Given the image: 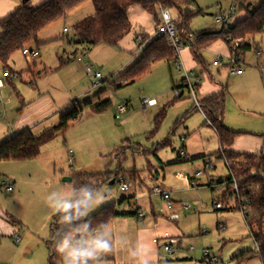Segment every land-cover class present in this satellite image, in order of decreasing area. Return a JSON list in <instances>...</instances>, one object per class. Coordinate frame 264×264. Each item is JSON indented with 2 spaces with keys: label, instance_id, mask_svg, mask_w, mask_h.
I'll list each match as a JSON object with an SVG mask.
<instances>
[{
  "label": "rangeland",
  "instance_id": "rangeland-1",
  "mask_svg": "<svg viewBox=\"0 0 264 264\" xmlns=\"http://www.w3.org/2000/svg\"><path fill=\"white\" fill-rule=\"evenodd\" d=\"M10 1H15L19 5L23 2ZM41 1L30 0V4L39 6L43 3H40ZM232 1L196 0L195 3L183 6L182 9L192 13L201 10V13L192 17L190 30L193 33L205 30L221 31L224 25L217 23L215 16L220 13V6L223 10H228ZM254 1L243 0V6ZM239 5L240 3L236 7V15L243 11ZM168 10L173 20H179L178 9ZM94 13V4L88 0L66 17L59 18L40 31L38 39L42 61L41 57H38L36 62L41 70L37 73V83L32 90L50 92L63 106L59 115H56V120L54 118L48 126L57 124L61 112L74 100L92 99L94 103H98L110 99L112 106L102 113H94L90 107H86L81 117L63 134L45 144L36 158L0 162V204L6 212L20 221L22 238H25L29 246L28 258L34 256L37 260L40 258L39 249L42 250L44 257L48 251L45 241L50 236V224L54 214L48 207L47 195L53 191L69 190L71 185L78 184L79 178L84 174L110 170L120 172V177L126 175L128 180L133 173L137 176L139 174L140 178L137 177L133 182L130 180L132 184L127 192L119 191L118 182L113 185L103 184L100 189L104 191L105 202L90 215L102 206L118 202L123 197L135 196L131 203L125 201L118 205V209L129 211L132 206L139 205L146 212L144 220H152L153 210L160 214L170 212L168 201L163 200L160 194L154 193V188L164 185L166 188L172 187L176 190L172 192V199L182 202L186 209L182 212L178 225L182 232L178 238V242L181 243L175 253H168L164 249L166 241H160L161 264H261L256 244L242 211L238 209L215 211L214 200L222 203L224 208H230L239 204L236 196H229L226 202L224 185H217L214 190L205 186L211 176L227 177L229 171L224 160L216 156L220 145L211 122L200 106L204 98L202 91L199 92V85L195 86L198 104L183 83L182 79L186 76L184 69L167 61L154 63L147 73L134 82L126 84L113 82L123 67L128 66L132 59H135L131 62L134 63L139 58L141 55L139 43L142 40L144 42L146 38L151 39L150 37L155 34L157 27L155 17L144 12L140 5L132 6L129 10L131 33L117 44L103 42L87 52L75 44L77 37L73 26ZM158 18L160 20L161 10ZM135 32L137 34L141 32L140 41H135L137 36ZM251 42L252 48L241 56L244 62L242 70L245 72L264 66V33L256 34ZM125 43L132 46V50L124 46ZM35 45L33 44L34 47ZM214 45L217 51L202 52L208 70H203L199 64L194 70L202 80L216 87L220 88V84L228 83L231 92L237 75L227 66L228 45L223 40ZM257 48L261 51V56L256 52ZM75 50L77 53L73 55ZM77 57L82 58V61H77ZM218 57L221 63L220 66H215L213 61ZM60 58L72 60L60 67ZM9 64L18 72L26 70L29 66L22 51H16L11 56ZM43 64L52 69V72L44 74ZM87 65L101 73L102 78L97 87H94V79L87 72ZM39 75L41 77H38ZM23 79L26 81L25 77ZM14 83L16 89L8 85L0 89L2 95L0 119L8 120V117L14 114L12 107L18 102V94L31 90L29 84L23 83L20 78H16ZM177 90L183 92L182 98H177ZM248 91L252 96L259 94L256 85ZM143 97L155 99L157 102L147 117L138 109L139 101ZM233 99L230 94L226 101L224 123L229 128L231 127L228 124L235 126L232 128H236L237 131H240L238 128H252L254 131L251 132H254L255 136L243 137L245 139L239 146L240 150H252L254 148L252 140L255 139L253 137L264 134V117L249 111L236 112ZM120 103H129L134 110L118 119L115 115L117 105ZM160 113L164 116L156 129V118ZM240 119L244 125H240ZM39 130L40 128L36 129V133L39 134L41 132ZM11 134V132L2 134L0 143L7 140ZM209 159L215 166L213 170L208 169ZM179 172L186 176L196 175L203 185L187 188L184 181L178 178ZM13 179L17 181L15 192L3 191L1 181ZM108 189L111 190V194L107 193ZM126 217L135 220L134 216ZM4 244V253L7 251L9 255L15 247L21 245L16 244L12 238L5 239ZM121 248L129 249L130 246L121 243ZM204 250L217 256L220 262L205 261ZM244 250L250 252L240 260L234 258ZM24 260L17 261V264H23Z\"/></svg>",
  "mask_w": 264,
  "mask_h": 264
},
{
  "label": "trees",
  "instance_id": "trees-1",
  "mask_svg": "<svg viewBox=\"0 0 264 264\" xmlns=\"http://www.w3.org/2000/svg\"><path fill=\"white\" fill-rule=\"evenodd\" d=\"M86 1L88 0H46L39 6H32L30 0H28L23 2L13 12L0 18V67L10 73H17L19 77L21 73L10 67L11 56L16 51H23L25 47L31 48L33 44L39 45L38 36L44 27L59 18L66 17L71 11ZM91 1L94 4L95 13L73 26L74 34L77 37L75 44L81 46L87 52L103 42L117 44L131 32L132 23L129 18V9L133 5H140L145 11L153 15L156 25L160 23L158 13L161 9H178L180 18L176 23L182 40L185 44H190L193 56L199 63H204L203 50L218 39L225 40L230 47L231 53L240 59L246 51L252 48L251 40L254 39V36L258 33H264V0H255L246 6H243L242 0L239 7L246 11V16L242 20L224 26L221 31L205 30L198 33H193L189 27L192 17L201 13V10L192 13L187 9H182L183 6L195 3L196 0ZM141 32L137 36L141 35ZM146 39L148 40V38ZM142 44L140 42L139 47ZM76 53L77 50L73 52V55H76ZM71 60V58H60V67ZM175 60H177V54L170 49L165 38H151L142 48L139 58L115 77L113 82L115 84L134 82L137 78L147 73L154 63L160 61L171 63ZM34 61L30 64L28 63V69H32L36 65ZM50 72H52V69L43 71L44 74ZM182 97L183 93L177 98ZM225 100L226 88L223 87L218 93L206 97L200 102V106L211 122L219 141L220 147L216 156L224 160L229 171L227 177L215 178L211 176L205 186L214 190L217 185H224L226 187L224 196H227L225 201L227 202L229 196L235 195L239 203L235 207L220 208L215 211L242 210L246 204L249 206V211L243 217L256 244L261 264H264V151L248 153L232 149L236 137L244 132L235 131L224 123ZM111 106L112 101L110 99H105L98 103H94L92 99L71 101L68 104V108L61 112L57 124L46 128L39 134H35L30 128L14 132L7 140L0 143V162L36 158L40 154L41 148L63 134L72 123L81 117L86 107H90L94 113H102ZM163 116L164 114L160 113L156 118V129H158ZM262 137L264 138V135ZM118 176L119 172L110 170L84 174L82 178H79L77 186L88 182L100 189L105 183L115 184ZM112 180H115L113 184L111 183ZM234 180H236L238 186L237 191L233 187ZM1 182L8 181L2 180ZM133 198V196L123 197L118 202L102 206L89 217L93 227L101 223H108L115 217L137 216L135 211H120L118 209V205L125 201L131 203ZM137 209L139 210V208ZM56 219L54 215L50 224V236L45 241L49 250L48 264H57L58 261H61L53 250V236L58 227ZM248 252L250 251L244 250L234 256V258L240 260ZM160 262L162 263V260Z\"/></svg>",
  "mask_w": 264,
  "mask_h": 264
},
{
  "label": "crops",
  "instance_id": "crops-1",
  "mask_svg": "<svg viewBox=\"0 0 264 264\" xmlns=\"http://www.w3.org/2000/svg\"><path fill=\"white\" fill-rule=\"evenodd\" d=\"M45 1L46 0H42L40 3L45 2ZM20 5L15 1L0 0V18L5 17L9 13L13 12ZM143 11L147 12L144 9H143ZM219 11L221 13V12L226 11V10H223L222 6H220ZM236 11H237V8L233 13L232 24L239 21V20H242L246 16V13L244 10L242 11V13L240 15H236ZM129 18H130V15H129ZM160 22H161V18H160ZM130 33L131 32H129L128 34H130ZM135 34H137V33L135 32ZM135 37H136L135 41H140L142 36L138 35ZM150 38H153V36ZM148 40L145 39L144 42H142L143 40L141 41V43H143L140 47L141 51H142V48L146 45ZM221 40H223V39H218L216 42L221 41ZM223 41L226 43L225 40H223ZM215 43H213L211 46H209L205 50L217 51L216 50L217 48L214 45ZM125 44H123V45L132 50V46H128V43H125ZM31 48L38 49L39 50V56L38 57H41L42 52L40 49V42H39V45H35V47L32 45ZM228 48H229V52L227 54V59L231 54V50H230L229 45H228ZM256 52L260 56L262 55L259 48L256 49ZM76 59L79 62L82 61V58L77 57ZM203 59H204V57H203ZM217 59H220V58L218 57ZM217 59H215L214 61H216ZM36 60L34 61L36 63V65L33 66L32 69L27 68L26 70L19 72L21 74L17 78L22 79L23 83L29 84V87H31V90H28V91L21 93V94L18 92L19 93L18 94L19 95L18 102L13 104V107H12L14 114L12 113L8 117V120L6 118L0 119V136L2 134H4L5 132L6 133L7 132L8 133H10V132L14 133V132L22 131V130L27 129V128H30L35 134H38V132L36 133V129L40 128L39 131L42 132L46 128L50 127V126H48V123L50 121L54 120V118L56 120V115H59V112L63 108V106L57 102V100L50 94V92H42V90H39V89L37 91L32 90L33 86L36 85V83H37V81H36L37 73L41 70L38 68V64H37ZM134 60L135 59H132L128 63V66H126L125 68L123 67V69L125 70L127 67L132 65L133 63H131V62H133ZM41 61H42V57H41ZM214 61H213V64H214ZM177 62L174 61L173 63H175L176 65H179L180 68H183L185 74H187L188 72H194L196 77L198 79H200L201 84H199V92L202 91V98H206V97H209L213 94H216L219 91H221V89L224 87V88H226L225 106H226V101H228L229 96L231 94V96L234 98L233 103H234L236 112L245 113L246 111H249V113H253L255 115H259L261 117H264V66L263 65H262L263 69L262 68L253 69L249 72L243 71L242 74L235 73L237 75V77L235 78V83L233 84V86L231 88V92H230L228 83L220 84V88H219L213 84H210L208 81L206 82V81L202 80L201 76L195 72L194 67L199 64V65H201L203 70H208V65L205 62V60H204V63H199L198 61H196L190 47H185L180 51ZM220 63H221V59H220V62L218 63V65H215V64L214 65L220 66ZM243 63L244 62L242 60L239 67L242 68ZM227 66L229 67L230 71L232 72V69H231V66L229 65V63H227ZM46 69H50V68H48L47 65L43 64L42 71H44ZM123 69L121 70V72L123 71ZM3 71L4 70L0 67V79H2ZM23 77H25L26 81L23 79ZM38 77H41V75H39ZM15 79L16 78H11V77L4 78L3 79V87H1L0 89L5 88L6 85L11 86L14 89H16V84L14 83ZM185 79H186V76L182 79L183 83L185 82ZM255 85H256L257 89L259 90V94L256 93L255 95L252 96V93H250V91H248V90H250V88L255 86ZM25 86H28V85H25ZM181 93H183V92H181ZM0 94H1V92H0ZM1 100H2V95H0V104H1ZM121 104H123V103L118 104L117 107ZM139 105H140V101H139ZM139 105H138V109L140 110ZM156 105L150 107L146 114L143 113L144 115H146L145 117L148 116L147 114L149 113V111L152 108H154ZM116 110H117V108H116ZM133 110H134V108L131 107V105H130L129 111H133ZM224 113H225V110H224ZM239 123H240V125H244V124H242L243 122L241 119H240ZM228 125L231 127V129H233V130L235 129V131H237L236 128H232L235 126H232L231 124H228ZM238 129H240V131L244 132V133L239 134L236 137V139L232 145V149H234L236 151L248 152V153H258L259 151H264V138L262 137V135H264V134L258 135V137H253L255 139L252 140L254 142L253 143L254 148L252 150H246V151L240 150L239 146L243 143V140L246 138V136H255V134H254V132H251V131H254L252 128L244 127V128H238ZM255 131H260V130H255ZM243 137H245V138H243ZM208 161L211 162L210 159ZM211 164L213 165L212 162H211ZM214 168H215V166H214ZM119 176H120V172H119ZM137 177L140 178L139 174L137 176L136 173H133L132 175H130L129 180L127 179L126 175L124 178H126L129 182H130V180L133 182V181L137 180ZM178 178H180L184 181V185L187 188H189L190 186L191 187H199V186L203 185L200 182L199 178L196 177V175L193 176V175L187 174V176H186V174H184L183 172H179ZM9 182L14 185V191L13 192H15V189L17 187L16 186L17 181L15 179H13ZM159 188L162 191L168 192L170 195L171 205L169 206V204H167L168 210L170 212L166 213V214H160V213H156L153 210L152 220H144L147 215H146V212L143 210L145 212V216L142 219L138 218L137 216H134L136 222H135V220H133L129 217H126V216L112 218L108 222V224H109V227L112 229L114 239L121 242L122 244L127 243L130 246V248L129 249L121 248L120 251H117L114 254L109 255L108 257H106V264H134V254H135L136 249L144 250L147 254H150L152 257V264H161V262H160L161 261V258H160L161 257L160 256V241L165 240L166 241L165 245H166L168 243V239L170 237L175 238L177 240H178V238H180V236L182 235V232H181L178 225H179V221L181 220V214H182V212H185L186 209L181 204L182 202L180 203L178 200L172 199V192L176 191V190H174V188H172V187L166 188L164 185L159 187ZM153 192H154V190H153ZM133 197L135 198V196H133ZM162 199H163V197H162ZM217 203L221 204V208H224L222 203H220L216 200H214V202H213L214 207H215V204H217ZM132 207H136V208H139L142 210V208L139 205L138 206L135 205ZM124 211H126V210H124ZM172 215H177V218L172 219L171 218ZM20 224H21L20 221L16 220L14 215L10 214L9 212H6L5 209L0 204V264H7V263L17 264V261L19 262V260H21V259H25L23 264H44V263L46 264V263H48L49 250L46 251L45 257L43 255L42 250L39 249L41 251L39 259L35 260L34 256L28 258L30 256V253L28 252L29 246H28V244H27L28 242L25 240V238H22V235H21L22 226ZM8 238L14 239L16 244H21V245H18L17 247H15L12 254H10V255L7 253V251H6V253H4L5 251L3 250L5 248L4 241H5V239H8ZM180 243L181 242L179 241L177 248L180 247ZM176 251H177V249H176ZM10 257H12V258H10ZM217 259H218V261L214 262V263L220 262L218 257H217ZM204 260L206 261L207 259L204 257ZM57 264H62V262L58 261Z\"/></svg>",
  "mask_w": 264,
  "mask_h": 264
},
{
  "label": "clouds",
  "instance_id": "clouds-1",
  "mask_svg": "<svg viewBox=\"0 0 264 264\" xmlns=\"http://www.w3.org/2000/svg\"><path fill=\"white\" fill-rule=\"evenodd\" d=\"M104 191L92 183L71 185L70 189L47 195L48 207L58 225L53 250L62 264H106V257L121 249L107 222L93 227L90 213L105 202ZM134 264H152V257L136 249Z\"/></svg>",
  "mask_w": 264,
  "mask_h": 264
},
{
  "label": "built area",
  "instance_id": "built-area-1",
  "mask_svg": "<svg viewBox=\"0 0 264 264\" xmlns=\"http://www.w3.org/2000/svg\"><path fill=\"white\" fill-rule=\"evenodd\" d=\"M242 0H233L232 5L230 8L226 11H223L215 16L216 22L221 23L224 26H228L232 24L233 19V13L236 10L237 4L240 3ZM163 37L168 42V45L171 50H173L177 54V60L180 54V51L185 47H190V44H185L182 40V36L180 34L178 25L175 20L171 17V14L168 9H161V22L157 25L155 34L153 35V38ZM27 63H32L38 56H39V50L38 49H32L30 47H25L22 51ZM241 58L239 59L236 55L230 54L228 57V63L231 66L232 72L237 74H242L243 70L241 67H239L241 63ZM220 62V59H217L214 61L215 65H218ZM178 63V62H177ZM179 67V65H177ZM87 72L90 77L94 79V87H97L100 85V80L102 78L101 73L99 71H94L93 67L88 65L86 67ZM17 78V73H10L8 70H4L2 74V79H0V88L3 87V79L4 78ZM200 79H198L194 72H188L186 74V79L184 82V85L188 87V89L191 91L192 95L194 96L195 100L199 104V101L197 100V90L195 89V86L199 85ZM182 95L181 91H176V96L180 97ZM157 102L155 99H150L147 97H143L140 99V110L146 114L150 107L156 105ZM130 110V105L128 103H123L117 107L116 110V117L118 119L122 118L128 111ZM208 169L213 170L214 166L211 164V162H207ZM119 183V191L120 192H127L129 191L131 187V183L124 177H118L116 180ZM234 190H238V186L236 183V180H234ZM2 190L13 192L14 191V185L8 182L2 183ZM108 194H111V190L108 189ZM154 193L160 194L164 200L168 201L169 206L171 205L170 202V195L168 192L162 191L160 188H154ZM221 204H215V209H220ZM249 206L246 204L244 208H242V213L245 216V214L249 211ZM131 211H135L137 214V217L142 219L145 216V212L141 209H137L136 207H132ZM172 219L177 218V215H172ZM178 245V240L175 238L170 237L168 239V243L165 245L164 249L168 253H175L176 248ZM191 249H194L191 247ZM204 257L209 260L210 262H217L218 259L216 256L211 255V253L208 250H204Z\"/></svg>",
  "mask_w": 264,
  "mask_h": 264
},
{
  "label": "water",
  "instance_id": "water-1",
  "mask_svg": "<svg viewBox=\"0 0 264 264\" xmlns=\"http://www.w3.org/2000/svg\"><path fill=\"white\" fill-rule=\"evenodd\" d=\"M26 1H28V0H23V2H26ZM115 182V180H112V183H114Z\"/></svg>",
  "mask_w": 264,
  "mask_h": 264
}]
</instances>
